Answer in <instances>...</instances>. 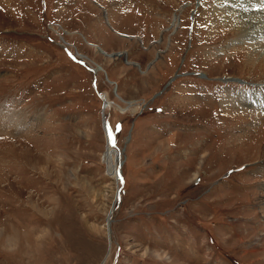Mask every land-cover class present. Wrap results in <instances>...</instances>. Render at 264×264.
Here are the masks:
<instances>
[{"label":"rangeland","instance_id":"374dc122","mask_svg":"<svg viewBox=\"0 0 264 264\" xmlns=\"http://www.w3.org/2000/svg\"><path fill=\"white\" fill-rule=\"evenodd\" d=\"M262 4L0 0V264H264Z\"/></svg>","mask_w":264,"mask_h":264},{"label":"bare ground","instance_id":"6f19581e","mask_svg":"<svg viewBox=\"0 0 264 264\" xmlns=\"http://www.w3.org/2000/svg\"><path fill=\"white\" fill-rule=\"evenodd\" d=\"M231 12V11H230ZM232 12H234V11H232ZM258 12V11H257ZM246 14V13H245ZM251 14V13H250ZM264 15V14H263ZM258 16H260V15H258ZM262 16V15H261ZM247 17V16H246ZM257 17V15L256 14H251V17L248 19V21H247V25H252L254 28L256 27V23H254V21L257 19L256 18ZM248 18V17H247ZM256 18V19H255ZM241 20V19H240ZM258 20H260V18H258ZM253 21V22H252ZM257 21V20H256ZM239 23H240V21H238ZM245 22V21H244ZM252 26H251V28H252ZM98 51H100L103 55H105L107 58H113V57H126V53H124V52H120V53H116V54H107V53H105L104 51H102L101 49H99L98 47L96 48ZM126 64L128 65V66H136V67H140L141 68V65L142 64H140V62L139 63H136V62H132V61H126ZM151 63H149L148 65H150ZM146 76H149V74L148 73H146ZM263 91H264V89H262ZM262 91V92H263ZM264 94V93H263ZM262 95V94H261ZM253 101V100H252ZM249 103V102H248ZM253 103V102H252ZM263 108H264V106H263ZM261 119V118H260ZM259 120V119H258ZM245 139V141L247 142V138H244ZM244 142V141H243ZM242 145H244V144H242ZM113 211V210H112ZM111 214H112V212H111ZM110 215V214H109ZM110 219H111V215H110ZM108 225H111V221H110V223L108 222V220H107V227H108ZM110 229V228H109ZM109 237H110V234L108 235Z\"/></svg>","mask_w":264,"mask_h":264},{"label":"water","instance_id":"95a60500","mask_svg":"<svg viewBox=\"0 0 264 264\" xmlns=\"http://www.w3.org/2000/svg\"><path fill=\"white\" fill-rule=\"evenodd\" d=\"M111 212H112V211H111ZM111 212H110V215H111ZM110 215H109L108 218H107V220H108L109 223H110V221H111V219H110ZM108 232H109L108 234H110V229H109Z\"/></svg>","mask_w":264,"mask_h":264},{"label":"snow or ice","instance_id":"6c2138e0","mask_svg":"<svg viewBox=\"0 0 264 264\" xmlns=\"http://www.w3.org/2000/svg\"><path fill=\"white\" fill-rule=\"evenodd\" d=\"M261 7H264V4H262Z\"/></svg>","mask_w":264,"mask_h":264}]
</instances>
